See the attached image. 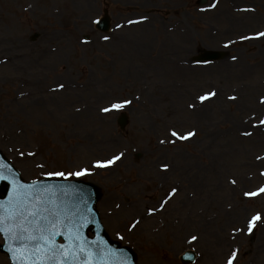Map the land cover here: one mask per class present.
Wrapping results in <instances>:
<instances>
[{"label":"rangeland","instance_id":"1","mask_svg":"<svg viewBox=\"0 0 264 264\" xmlns=\"http://www.w3.org/2000/svg\"><path fill=\"white\" fill-rule=\"evenodd\" d=\"M0 28V42L45 31L54 51L43 96L35 84L16 101L0 75V149L24 180L97 184L106 231L138 264H181L187 249L191 264L234 251L232 264H264V0H0ZM208 47L238 58L197 63Z\"/></svg>","mask_w":264,"mask_h":264},{"label":"water","instance_id":"2","mask_svg":"<svg viewBox=\"0 0 264 264\" xmlns=\"http://www.w3.org/2000/svg\"><path fill=\"white\" fill-rule=\"evenodd\" d=\"M109 17L106 15L97 26L102 30L109 29ZM216 53H211L215 58ZM123 127L126 123L125 114L119 119ZM0 216L8 217L9 214L24 212L27 216L29 235H39L34 229L55 233L48 237L53 241L50 247L63 246L66 256L59 259L64 264H136L135 255L131 249L122 247L111 241L100 222L95 203L101 192L92 183L83 181H66L44 179L32 183L21 180L16 169L0 153ZM35 210L38 215L33 218L28 215ZM24 223L18 219L16 224ZM12 230L11 235L1 233L5 244L0 245L3 252L10 256L12 264H40L29 250L33 249L36 241H28L21 246V241L16 239L19 229L13 224H7ZM92 227L94 237L88 235ZM64 242L59 243L58 239ZM51 255V253H49ZM195 253L187 251L181 256L184 263L192 262ZM48 264H53L49 261Z\"/></svg>","mask_w":264,"mask_h":264},{"label":"snow or ice","instance_id":"3","mask_svg":"<svg viewBox=\"0 0 264 264\" xmlns=\"http://www.w3.org/2000/svg\"><path fill=\"white\" fill-rule=\"evenodd\" d=\"M215 6V5H213ZM258 35H264V33H260ZM59 87H63V85H59ZM215 95V93H207L205 96L200 97L199 99L203 101L208 96ZM231 99H235V97H231ZM127 103V101L125 102ZM113 109H119L123 107V104H113L111 106ZM104 111H109V109H104ZM262 125H264V119L260 121ZM194 133H186L184 136H179L178 133L173 132V136H178L180 139H186L189 136L193 135ZM120 156H116L113 158V160H119ZM113 161L110 160L107 163H112ZM97 166H103L98 162ZM164 168H167V165H163ZM82 173H76V175H80ZM58 175H63V173H59ZM260 192H264V188L259 189ZM175 192V189H173V193ZM256 193H252L251 195H255ZM248 195V194H246ZM28 215L35 218L38 213L35 210H32L28 213ZM18 219H22L24 223L16 224V221ZM259 219V216L253 217V220L249 222L250 227L249 231H251V224ZM13 224L16 226L17 229H19V232L16 236L17 240L21 241V246H23L28 241H36L37 243L33 246V249L29 250L30 254L36 258V261H39L40 264H48L49 261H52L53 264H64L63 260H60V256H66L69 254H66L63 251V246H55L50 247L52 245L53 241L49 239L48 237H54L55 233H48V236H45L44 230L42 229H34V231H38L39 235H29L28 234V228L25 226L28 223L27 216H25L24 212L15 213V214H9L8 217L0 216V233H4L5 235H11L12 230L8 227H5L7 224ZM192 240H196V237L193 236ZM51 253V255H49ZM236 257V252L234 251L231 255V257L228 260V264H232V261ZM35 264V261L33 262Z\"/></svg>","mask_w":264,"mask_h":264},{"label":"bare ground","instance_id":"4","mask_svg":"<svg viewBox=\"0 0 264 264\" xmlns=\"http://www.w3.org/2000/svg\"><path fill=\"white\" fill-rule=\"evenodd\" d=\"M7 49H8L7 55H10L12 51H15V49L13 48V45H11V44L8 46Z\"/></svg>","mask_w":264,"mask_h":264}]
</instances>
